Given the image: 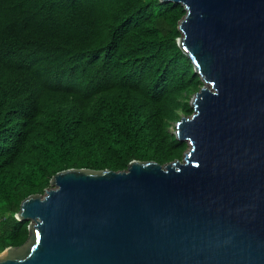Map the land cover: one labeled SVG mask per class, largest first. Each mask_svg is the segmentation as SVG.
Segmentation results:
<instances>
[{"label":"water","instance_id":"obj_1","mask_svg":"<svg viewBox=\"0 0 264 264\" xmlns=\"http://www.w3.org/2000/svg\"><path fill=\"white\" fill-rule=\"evenodd\" d=\"M180 2L177 43L203 85L161 164L69 167L22 199L0 264H264V0Z\"/></svg>","mask_w":264,"mask_h":264},{"label":"trees","instance_id":"obj_2","mask_svg":"<svg viewBox=\"0 0 264 264\" xmlns=\"http://www.w3.org/2000/svg\"><path fill=\"white\" fill-rule=\"evenodd\" d=\"M186 9L160 0H0V251L20 203L69 167L181 159L170 131L203 81L177 43Z\"/></svg>","mask_w":264,"mask_h":264},{"label":"rangeland","instance_id":"obj_3","mask_svg":"<svg viewBox=\"0 0 264 264\" xmlns=\"http://www.w3.org/2000/svg\"><path fill=\"white\" fill-rule=\"evenodd\" d=\"M193 96V95H192ZM192 96H191V98H190V100H189V102L191 103V99H192ZM181 116H183V115H181ZM177 121V120H176ZM176 121H173L172 123H171V126H170V131L172 132V133H174L175 134V131H176ZM184 141H186L187 142V147H186V149L184 150V152H183V154H182V159H184V154H185V152L189 149V147H190V144H189V142H188V140L187 139H184Z\"/></svg>","mask_w":264,"mask_h":264}]
</instances>
